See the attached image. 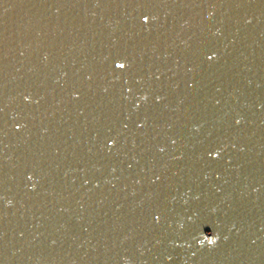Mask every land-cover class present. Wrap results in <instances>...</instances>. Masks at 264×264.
<instances>
[{
    "label": "water",
    "instance_id": "water-1",
    "mask_svg": "<svg viewBox=\"0 0 264 264\" xmlns=\"http://www.w3.org/2000/svg\"><path fill=\"white\" fill-rule=\"evenodd\" d=\"M0 264H264V0H0Z\"/></svg>",
    "mask_w": 264,
    "mask_h": 264
}]
</instances>
